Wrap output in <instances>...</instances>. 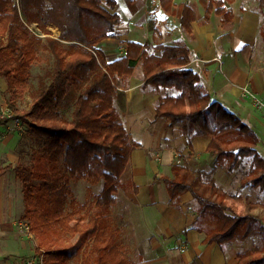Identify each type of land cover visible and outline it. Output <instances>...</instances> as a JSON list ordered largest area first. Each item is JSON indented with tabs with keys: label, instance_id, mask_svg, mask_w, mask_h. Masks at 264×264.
Listing matches in <instances>:
<instances>
[{
	"label": "trees",
	"instance_id": "16d2710c",
	"mask_svg": "<svg viewBox=\"0 0 264 264\" xmlns=\"http://www.w3.org/2000/svg\"><path fill=\"white\" fill-rule=\"evenodd\" d=\"M235 1L208 0L199 21L188 3L179 5L177 12L175 0H159V7L166 15H176L181 28L191 35L195 22L209 24L213 15L232 23L235 14L227 5ZM257 1L264 14V0ZM117 6L118 0H0V35L6 38L0 45V78L7 85L14 115L24 120L28 135L39 143L31 165L20 161L14 171L23 187L21 219L37 239L43 264H70L69 240L74 237L85 247L80 264H142L141 258L137 261L127 255L112 223L117 194L128 189L122 176L132 152L141 146L118 119L116 82L127 81L138 69L145 81L143 90L174 89L178 93L159 99L156 120L166 119L170 128L190 141L211 137L207 151L215 159L209 170L194 173L189 165L193 155L188 154L183 164L172 166L174 178L163 179L169 205L179 208L182 196L192 193L200 223L212 225L199 228L206 233V244L245 241L264 231L256 216L239 212L235 201L243 200L241 194L222 193L212 182L219 168L234 173L242 159L251 158L245 185L264 193V158L256 149L257 135L238 116L212 101L201 76L188 68L191 52L185 44L130 41L124 43L125 56L108 61L101 43L119 38L123 21L115 11ZM32 23L48 35L46 48L54 62L39 78L30 109L20 111L16 102L29 88L32 65L42 44L30 29ZM50 26L60 30L59 39L50 36ZM71 90L79 96L68 121L62 111L69 106ZM7 124L0 121V125ZM8 169L0 170V175ZM79 179L101 184L102 189L97 194L89 189L87 200L79 202L72 188V181ZM199 186H207L206 193ZM237 258V264H264L261 251L250 258L242 254Z\"/></svg>",
	"mask_w": 264,
	"mask_h": 264
},
{
	"label": "crops",
	"instance_id": "0c3cea01",
	"mask_svg": "<svg viewBox=\"0 0 264 264\" xmlns=\"http://www.w3.org/2000/svg\"><path fill=\"white\" fill-rule=\"evenodd\" d=\"M207 1L199 4L196 10L193 0H175L174 10L177 12L179 5L188 3L199 21L206 13ZM237 1L227 5L235 14L232 23H223L219 16L213 15L209 24L195 22L191 35L181 28L177 16L171 15L177 20L179 30L189 37L181 43L170 41L172 37L168 34V28L160 35L162 41L151 36L145 42L135 40L145 39V32L138 33L128 28L126 35L123 33L116 40H105L101 43V48L105 51L107 60L113 61L116 59L110 60L109 57L121 53V48H126L125 44L130 41L151 45L185 44L191 52L188 68L201 76V84L210 93L212 101L226 107L252 129L259 139L256 149L264 158V107H256L252 98L244 93V88H248L264 103V21H260L261 16L248 10L238 15L234 8ZM156 2L159 6V0ZM256 2L259 7L257 0ZM118 9L120 10L119 4L116 10ZM158 14L162 15L160 7ZM260 14L264 15L261 11ZM215 20H221L225 25L221 24L225 35L216 41L223 45V49L216 47L218 44L214 45L215 35L220 31L213 27ZM122 21L124 23L123 19ZM161 26L156 28L159 34ZM47 30L51 35L61 34L54 26ZM120 31H123V24L117 33L120 34ZM154 41L156 42L153 43ZM237 41H241L246 47L235 49L234 42ZM251 41L262 42L263 54L255 59L253 48L249 47ZM225 42L229 45L228 48H225ZM116 43L120 49L112 45ZM123 56L120 54L119 58ZM116 83L118 88L114 106L118 119L124 123L132 139L141 144L132 152L130 164L122 176V182L128 189L119 191L117 205L112 211L113 226L120 232L119 244L124 247L128 256L133 259L136 256L141 258L142 264H237L239 253L236 242L224 245L204 242L206 233L199 231L204 223H200L198 204L192 193L182 196L179 208L172 207L163 182L164 178H174L172 166L183 164L188 154L193 155L189 165L194 173L209 170L215 159V155L207 151L211 137L201 136L190 141L170 128L166 119L156 120L159 99L178 93L174 89H163L160 92L143 90L145 81L141 69L127 81L117 79ZM6 126L0 125L2 134L5 133L3 131L7 129ZM13 141L14 138L10 140ZM5 155V150H0L2 159ZM243 160L245 159L241 161ZM17 165L0 164V170L10 168L0 175V264H27L38 254L37 239L21 219L25 212L23 187L15 175L11 176ZM224 173L232 176L235 172L229 173L219 168L215 175Z\"/></svg>",
	"mask_w": 264,
	"mask_h": 264
},
{
	"label": "rangeland",
	"instance_id": "374dc122",
	"mask_svg": "<svg viewBox=\"0 0 264 264\" xmlns=\"http://www.w3.org/2000/svg\"><path fill=\"white\" fill-rule=\"evenodd\" d=\"M136 1H138V3L135 4L133 0H118L120 10L118 9L115 11L118 12L124 20L123 31H120L119 35H122L123 33L124 35H126V29L128 30L129 28L130 30V28H132L133 31H136L138 33H146L145 39L136 38L135 40H141L145 42L147 40H150L151 36H154L157 41H160V35H162V32H164L165 28H168V34H170V36L172 37L170 40L172 42L181 43L183 39L189 38L186 34L182 33L181 29L179 30L177 20L174 16H165L166 14L162 10L161 13L164 16L158 14L159 6L157 5L156 0H143V2L139 0ZM193 2H195L196 10H198L199 4L205 3V0H193ZM234 8L238 15H240L242 11L248 10L256 15L261 16L260 21H264V15L260 14V9L257 5L256 0H238L237 4L234 5ZM205 9L206 6L204 7V10ZM198 13H200V15H203L201 14V11H198ZM221 24L223 25L221 20H215V23L213 24V27L216 30H220L215 35V42L225 35V33L222 32L221 28L223 27ZM215 25H217V28ZM157 26H161V34L156 31ZM223 26L225 27V25ZM30 27V29L41 39L42 44L38 49V55L32 65L29 88L16 102V107L20 111H27L30 109L34 97L38 92L39 78L46 74L48 70L52 69L54 62V59L46 48L47 34H44L42 31H40L36 23L30 24ZM51 32L53 33V31ZM5 42L6 38L0 35V45H4ZM155 42L156 41H154L153 43ZM121 44L123 46V43ZM216 44H218L216 47L220 46L221 49H223V45L219 44V42H216L214 45ZM234 44L235 49H244L246 47L244 46L245 44L241 43V41L234 42ZM112 45H115L116 48H119L117 46V43ZM228 46L229 45L227 44V42H225V48H228ZM249 47L253 48L254 59L258 57V55L263 54L261 41H251ZM120 54L121 53L117 54L116 56L109 57V59H117L120 57ZM78 96V93L74 92L73 90L70 91L71 101L67 109L62 111L63 117L68 121H70L72 118V113L75 107V100ZM0 105H7L10 108V95L7 92V85L2 79H0ZM6 127L7 129L3 131L5 133L2 134L0 132V150H5L6 153L3 159L2 156H0V164H18V162L21 161L24 165H31V155L39 147V143L34 138H31L28 135V125L25 123V125H23L21 129L19 127L13 129V125H7ZM6 138L9 139L6 140ZM12 138H14L15 141L10 142ZM23 153L24 156L22 158ZM211 164L208 165V168L211 167ZM250 164L251 158L245 159L241 161L238 169L232 176H229L225 173L221 175L216 174L214 177V182L218 185L219 188H221L220 190L222 191V193L224 191H230L232 193L236 192L241 194L244 197L243 200L241 202L235 201L239 212L241 214H252L256 216L260 221L258 226H264V193L260 192L259 190L253 189L250 184L245 185V183L249 181L248 170ZM14 175L15 172L13 171L11 176L13 177ZM15 178L18 179L17 177ZM18 181L20 180L18 179ZM72 188L76 200L79 202H84L87 200L89 189H91L94 194H97L101 191L102 185L100 184L95 186L92 185L88 180L79 179L78 181H72ZM198 189L200 192L206 193L207 188L205 186H199ZM229 202L232 203L234 201L229 199ZM205 225L207 227L208 225L209 227L212 226L211 224L208 223L207 225L204 222V226ZM69 242L72 244V248L70 249L72 260L70 264H80L85 247L81 244L78 237L71 238ZM235 244L237 245L236 250L238 251V253L242 254L246 258H250L252 256V253L255 251H261L264 254V231H259L257 235H254L245 241H237ZM35 255V257L43 261L42 256H40L39 254ZM135 260L138 261V256L135 257Z\"/></svg>",
	"mask_w": 264,
	"mask_h": 264
},
{
	"label": "built area",
	"instance_id": "2783aa9c",
	"mask_svg": "<svg viewBox=\"0 0 264 264\" xmlns=\"http://www.w3.org/2000/svg\"><path fill=\"white\" fill-rule=\"evenodd\" d=\"M51 36L58 39L60 35L54 33ZM121 54L125 56L127 54V49L122 47ZM244 93L247 96L252 98L256 107H260V108L264 107V103L257 96H255L254 93L250 89L244 88ZM0 121H7L8 123L7 125L9 126L13 125V129L18 128V127L21 129L23 125H25L24 120L20 117H16L13 111L7 105H0ZM27 264H43V261L37 257H33L28 261Z\"/></svg>",
	"mask_w": 264,
	"mask_h": 264
}]
</instances>
